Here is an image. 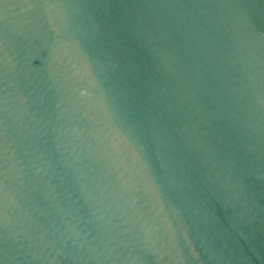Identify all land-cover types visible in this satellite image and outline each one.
Wrapping results in <instances>:
<instances>
[{
  "label": "water",
  "instance_id": "1",
  "mask_svg": "<svg viewBox=\"0 0 264 264\" xmlns=\"http://www.w3.org/2000/svg\"><path fill=\"white\" fill-rule=\"evenodd\" d=\"M0 264H264V0H0Z\"/></svg>",
  "mask_w": 264,
  "mask_h": 264
}]
</instances>
